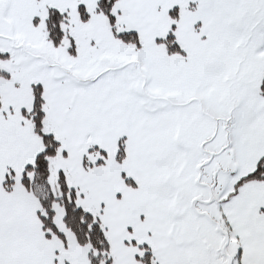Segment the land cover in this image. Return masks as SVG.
Here are the masks:
<instances>
[{
	"label": "snow or ice",
	"instance_id": "6c2138e0",
	"mask_svg": "<svg viewBox=\"0 0 264 264\" xmlns=\"http://www.w3.org/2000/svg\"><path fill=\"white\" fill-rule=\"evenodd\" d=\"M0 264H264V0H0Z\"/></svg>",
	"mask_w": 264,
	"mask_h": 264
}]
</instances>
